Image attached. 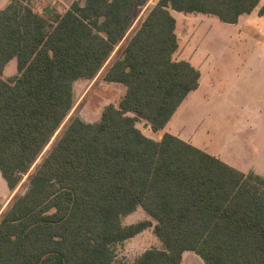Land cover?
I'll return each instance as SVG.
<instances>
[{"label":"trees","instance_id":"obj_1","mask_svg":"<svg viewBox=\"0 0 264 264\" xmlns=\"http://www.w3.org/2000/svg\"><path fill=\"white\" fill-rule=\"evenodd\" d=\"M148 0H74L39 12L23 0L0 8V173L14 189L74 104L73 82L92 79ZM260 0H157L102 72L126 86L95 121L72 116L28 175L26 190L0 212V264H126L118 242L153 226L163 247L135 264H264V176L225 163L162 129L200 71L174 59L171 10L236 23ZM16 59L17 74L3 78ZM131 112V113H130ZM141 206L154 220L123 224Z\"/></svg>","mask_w":264,"mask_h":264},{"label":"rangeland","instance_id":"obj_2","mask_svg":"<svg viewBox=\"0 0 264 264\" xmlns=\"http://www.w3.org/2000/svg\"><path fill=\"white\" fill-rule=\"evenodd\" d=\"M23 1L41 12L46 7L52 11H64L74 0ZM155 1L148 0L136 6L128 32L94 78H80L73 82L74 104L71 110L14 189L7 186L0 173V212L15 196L26 190L29 173L72 116L95 121L105 105L118 103L125 86L104 81L103 69L117 56L120 44L138 27ZM260 3L263 4L264 0ZM171 12L177 20L178 48L174 58L188 59L197 66L201 72V84L179 106L168 129L245 173L254 171L264 176V15H258L254 10L233 24L202 13ZM15 74L17 66L13 58L4 67L2 77ZM144 123L140 120L136 124L148 136L158 138L164 132L152 133L148 126H143ZM145 218L155 223L138 206L122 216L121 222L127 224ZM152 246L163 247L153 226L118 242L116 256L126 264H135V258ZM184 254L182 264L204 262L194 251L187 250Z\"/></svg>","mask_w":264,"mask_h":264},{"label":"crops","instance_id":"obj_3","mask_svg":"<svg viewBox=\"0 0 264 264\" xmlns=\"http://www.w3.org/2000/svg\"><path fill=\"white\" fill-rule=\"evenodd\" d=\"M156 1H157V0H156ZM156 1H155V2H156ZM1 2H2V3H0V8L4 7V6L9 2V0H5V2H4V0H3V1H1ZM155 2H153V4H155ZM153 4H152V5H153ZM152 5H151V6H152ZM254 10H257V8L254 9ZM254 10H253V11H254ZM174 11H176V12H178V13L187 14V13L182 12V11H177V10H174ZM253 11H252V12H253ZM171 13H172V12H171ZM202 14H203V13H202ZM248 14H249V13H248ZM205 15H209V14H205ZM243 15H244V14L240 15L239 18H238V21H237L236 23H233V24H237V23H239V21H240V19L243 17ZM173 16H174V15H173ZM210 16H213V15H210ZM174 17H175V16H174ZM215 17H216V16H215ZM175 19H176V18H175ZM176 25H177V20H176ZM175 53H176V51H175L174 54H173V58L175 57ZM174 59H175V58H174ZM182 59H183V58H182ZM185 60H188V59H185ZM188 61H189V60H188ZM190 62H191V61H190ZM191 63H192V62H191ZM192 64H193V63H192ZM193 65H194V64H193ZM194 66H195V65H194ZM195 67L198 68L197 66H195ZM198 69H199V68H198ZM199 71H200V70H199ZM118 83H119V82H118ZM200 84H201V72H200V78H199V85H198V87H197L195 90H193V91L198 90ZM123 85H124V84H123ZM124 86H125V85H124ZM125 90H126V86H125ZM125 90H124V88H123V94H124ZM193 91H191V92H193ZM191 92L188 93V95L186 96V98L189 96V94H190ZM123 94H122V95H123ZM122 95H121V96H122ZM120 98H121V97H120ZM120 98H119V99H120ZM186 98H185V99H186ZM185 99H184V100H185ZM184 100H183V101H184ZM118 101H119V100H118ZM183 101H182V102H183ZM181 104H182V103H181ZM181 104H180V105H181ZM115 105H116V104H115ZM180 105H179V106H180ZM178 108H179V107H178ZM178 108L176 109V111L174 112V114L172 115V117L169 119V121L166 123V125H165L162 129H160V130L157 131V132H152V133H158V132L164 130V132H169V133H172V134L176 135V134L173 133L170 129H168V127H169V123L172 121L173 117L175 116V113L177 112ZM164 132H162V134H163ZM162 134H161V135H162ZM161 135H160V136H161ZM160 136H159V137H160ZM176 136H178V135H176ZM159 137H158V138H159ZM178 137H180V136H178ZM180 138H182V139L185 140L184 137H180ZM186 141H187V140H186ZM188 142H189V141H188ZM190 143H191V142H190ZM201 149H202V148H201ZM203 150H204V149H203ZM210 154H211V153H210ZM212 155H213V154H212ZM214 156H215V155H214ZM216 157H217V156H216ZM218 158H219V157H218ZM225 163H226V162H225ZM236 169H237V168H236ZM238 170H239V169H238ZM240 171H241V170H240ZM186 251H187V250H186ZM186 251H184L183 254H182V261H183V257H184V255H185L184 253H185ZM197 256H198V255H197ZM199 258H200V256H199ZM201 260H202V259H201ZM202 261H203V260H202ZM202 263L205 264L204 262H202Z\"/></svg>","mask_w":264,"mask_h":264},{"label":"water","instance_id":"obj_4","mask_svg":"<svg viewBox=\"0 0 264 264\" xmlns=\"http://www.w3.org/2000/svg\"><path fill=\"white\" fill-rule=\"evenodd\" d=\"M51 11H52V8H50V7H46V8H45V12H46L47 14H49ZM143 126H144V127L148 126V123L145 122V123L143 124Z\"/></svg>","mask_w":264,"mask_h":264}]
</instances>
